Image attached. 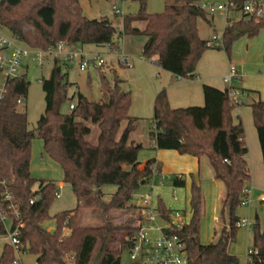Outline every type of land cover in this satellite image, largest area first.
I'll list each match as a JSON object with an SVG mask.
<instances>
[{
  "label": "trees",
  "instance_id": "trees-1",
  "mask_svg": "<svg viewBox=\"0 0 264 264\" xmlns=\"http://www.w3.org/2000/svg\"><path fill=\"white\" fill-rule=\"evenodd\" d=\"M92 1V0H90ZM138 2L136 15L123 16V31L141 34L146 41L142 56L156 60L158 67L182 79H194L203 54L211 48L209 40L200 35L199 22L210 24L212 19L204 12L199 0H176L160 14H149V0H124ZM144 23L142 31L134 28ZM0 29L7 30L18 42L33 49L46 50L63 42L66 45L97 47L109 46L118 53L115 41L118 28L115 21L105 17L89 19L83 13L80 0H0ZM264 29L260 22L229 23L223 34V46L229 55L233 43L243 36L254 38ZM49 79H42L45 94V111L35 130L28 126L27 108L30 82L26 75L12 79L0 103V180L8 183L15 202L21 208L24 228L20 237L22 251L35 257L36 264H121V255L130 250L142 219L134 196L148 185L153 176V166L161 171L155 160L140 163L144 146L132 139L137 130L138 118L130 115L132 93L120 88L123 81L115 77L111 86L103 74L102 87L108 95L106 103L90 101L81 93L69 97V65L54 60ZM66 69V70H65ZM203 108L173 109L166 90H162L154 103V115L149 136L153 150L175 151L179 155L200 159L207 155L216 180L225 185L224 213L221 219L227 228L220 232L217 241L209 245L200 242L202 221L201 186L191 177L189 189L188 223L176 233L184 240L190 264H240L239 258L228 252L236 238L240 218L236 211L246 198L245 190L251 182L248 164L249 149L243 122L235 123L233 112L237 105L229 98V91L204 87ZM22 100L19 104L18 101ZM69 103L75 105L70 113L62 112ZM253 122L264 163V101L251 104ZM123 125L125 127L123 128ZM92 126L99 133L92 143ZM43 144L44 154L62 170L63 183L69 185L76 196L74 210L50 216L59 184L52 180H37L31 175L34 140ZM123 163L130 168L122 169ZM146 165L144 170L139 169ZM181 176V178H179ZM175 188H184L187 181L182 175L173 176ZM116 186L109 200L104 199L103 188ZM37 187V189H35ZM35 200L33 204L31 201ZM159 212L166 218L173 210L159 198ZM96 213L101 226H83L82 215ZM127 212V220L116 225L113 212ZM53 220V228L46 224ZM121 235L118 248L113 244ZM6 236L0 222V238ZM98 254L94 259V253ZM253 254L246 264H264V230L258 216L252 227ZM15 252L6 243L0 252V264H13ZM130 264H140L132 261Z\"/></svg>",
  "mask_w": 264,
  "mask_h": 264
},
{
  "label": "rangeland",
  "instance_id": "rangeland-1",
  "mask_svg": "<svg viewBox=\"0 0 264 264\" xmlns=\"http://www.w3.org/2000/svg\"><path fill=\"white\" fill-rule=\"evenodd\" d=\"M199 2L201 4L210 2L224 3L225 0H199ZM165 3V0H149L147 5L148 13H162L165 9ZM80 4L84 15L89 19H101L107 17L115 21V24L118 28L115 41L120 49L118 53H113L111 52L109 46H82L86 55L92 57L94 55L100 54L108 64L100 69L91 67L87 72H81L77 65H70L69 69L67 70L68 80L71 83V86L68 89V95L71 97L77 92H80L90 101L106 103L108 100V95L102 87L100 73L104 72L108 80L113 83L115 73L112 71V68L115 66L118 73L117 75L123 81L121 90L123 92L132 93V106L130 109V115L132 117H139L137 122V130L133 134L132 139L142 143L144 146L143 151L140 153V159L143 160L146 157L153 156V151L155 150L151 148L153 142L149 136V128L154 115L155 99L161 90L158 68H156L155 64L151 62L152 60H146L142 56L143 46L145 44V37L143 35L138 33H126L119 37L120 31H123L124 29L123 16H118L114 12V8H116L121 10L124 16L136 15L140 9V5L138 2L124 0H80ZM169 4H177V1L172 0L169 2ZM237 18H239V16H232L233 20H237ZM214 19L215 27H212L210 31H206L205 22H199L200 35L203 39H207L211 32L217 33L216 35L218 36L223 34L226 27L225 18L217 16ZM144 26V23L139 22L134 25V28L142 31ZM3 35L9 36L8 31L3 30ZM122 53L133 59L134 66L132 68H125L118 65L117 56ZM202 60V64H204L205 69L209 72L207 75H209V77L213 80L217 81H220L222 78V83L223 79L229 74L230 68L234 67L236 69L239 78L234 81V87L235 90L240 94L238 97L240 104L237 105L236 109L234 110V114L235 116H239L243 122L246 133V143L248 146L250 138L246 130L247 118H249L254 131H256L253 122L251 104L254 101H264V29L260 30L259 34L254 38L243 36L236 40L232 45L229 55L223 49L219 50L217 48H211L203 54L199 63ZM28 65V70L25 67L20 68V74H25L30 82L28 98L23 102V104L27 108L29 129L35 130L39 118L45 111V94L42 89L41 80L50 78L51 71L53 69V62L48 59L45 61L43 68H39L37 65L31 62H29ZM149 67H152L154 71L152 72ZM225 67L227 70L226 73L224 72ZM206 86L207 85L204 87ZM223 86L228 87L224 83ZM204 105L202 107H195L203 108ZM70 111L69 103L62 107L63 113L68 114ZM124 127L125 125H123V128ZM92 128L93 134L90 138V141L92 143H96L99 131L95 126H92ZM247 137L249 139H247ZM42 155L44 154L41 141L36 139L33 141L32 147L31 175L33 178L37 180L50 178L57 184L63 182V173L59 165L45 156L42 157ZM183 157L184 158L182 159H186L185 161L188 162L171 160L170 167L172 169H180L181 172L187 174L188 170L191 168L190 164H193L195 159L190 156ZM199 161V177L201 181L200 186L203 201L199 239L201 244L209 245L211 243H215L219 235L215 234V230L213 228L215 217L217 216L218 219H221V215L224 213L222 203L226 191L225 185L214 178L213 170L210 166L207 155L201 157ZM121 168L124 169L123 165H121ZM168 176L173 178V176L167 174V177ZM186 176L187 186L184 188H175L172 178L165 180L162 186L157 184L154 188L149 185L141 187V189L134 196L133 203L136 205H141L142 199L140 197L147 193H152L156 205L158 199L161 198L169 209L184 212L189 219L190 212L188 202L190 176L188 174ZM35 189H37V187ZM116 191V186H105L103 188V193L105 195L104 199L109 200ZM174 194H176L177 201H174ZM250 201L252 204V196L250 197ZM76 206L77 200L75 194L69 185L64 184V188L61 191V197L55 199L49 213L50 216L54 218L59 213L74 210ZM249 207V205H242L237 209L236 214L240 220L247 218L254 220V212L250 210ZM128 215L129 214L124 211L113 212L114 224H123L127 220ZM46 225L53 228V220ZM82 225L97 227L101 226L102 222L96 213L86 211L82 215ZM217 231L220 232L221 230ZM121 238V235L117 236V240L113 244L114 248L119 247ZM6 243H8L7 238L1 237L0 252ZM251 249L252 228L247 229L245 227H240L237 231L235 240L229 244L228 252L239 258L240 264H246L248 261V250ZM97 254L98 249L94 253V259ZM25 258H27L28 261L25 259L24 264H36L35 257L27 255ZM130 263V253L128 250H125L121 255V264Z\"/></svg>",
  "mask_w": 264,
  "mask_h": 264
},
{
  "label": "built area",
  "instance_id": "built-area-1",
  "mask_svg": "<svg viewBox=\"0 0 264 264\" xmlns=\"http://www.w3.org/2000/svg\"><path fill=\"white\" fill-rule=\"evenodd\" d=\"M199 5L210 18L214 19L217 16L225 18L226 27L229 23L240 21L258 23L264 19V0H225L224 3L210 2L199 3ZM114 12L118 16H124L119 9L114 8ZM233 15L239 16V18L233 20ZM223 34L221 36L213 35L208 44L209 47L217 48L223 46ZM117 58L118 65L122 67L132 68L134 66L133 59L123 53L119 54ZM48 59L51 61L59 60L69 66L77 65L81 72H87L91 67L100 69L107 64L102 55L98 54L89 57L84 53L81 46H69L63 42L46 50L29 48L12 36L3 35V30L0 29V103L7 93L9 82L22 76L20 68L24 63L31 62L39 68H43L45 61ZM238 78L239 76L234 67L230 68L229 74L224 78V83L229 87V98L236 105L240 104V100H238L240 94L232 85ZM18 103L21 104L22 100H19ZM74 107V104L71 105L70 110H73ZM145 167L146 165L143 164L139 169L144 170ZM152 169L153 176L148 184L152 188L157 184L162 186L165 180L172 178L159 171L157 164ZM63 188L64 186L59 184L56 194L57 198L61 197ZM250 192V187L246 188V198L243 205H250ZM140 198L142 199V204L138 206L142 219L135 224L138 231L132 240V247L129 250L130 259L139 261L140 264H190L185 242L176 233L188 223L186 213L173 210L169 217L166 218L159 212L152 193H147ZM34 201L32 200L31 204ZM174 201H177L176 194H174ZM0 222L4 225L6 230L5 237L15 252L13 264H22V255L24 253L20 237L24 224L21 208L16 204L15 197L8 183L4 180H0ZM253 225L254 222L250 219H243L238 223V227L247 229H251ZM253 253V250H248L247 257Z\"/></svg>",
  "mask_w": 264,
  "mask_h": 264
},
{
  "label": "crops",
  "instance_id": "crops-1",
  "mask_svg": "<svg viewBox=\"0 0 264 264\" xmlns=\"http://www.w3.org/2000/svg\"><path fill=\"white\" fill-rule=\"evenodd\" d=\"M214 22H215V19H212V22L210 24L205 23L206 31H210L212 29V27H215ZM216 34L217 33H215V32H211L210 36L206 40L211 39V37L213 35H216ZM8 35L11 37V34L9 32H8ZM145 41H146V39H145ZM151 62L153 64H155L156 68H158L159 82H160V87H161L160 88L161 90L159 91V93L162 90H166L167 95H168V99L170 102V106L173 109L190 108V107H195V106L202 107L204 105L203 88L205 85L215 87V88L222 90V91H226L229 88V87L223 86L224 79H223V83H222V78L220 81H217V80H213L212 78L209 77V75H207L209 72L205 69L204 64H202L203 60L198 64L197 71L195 72L196 77L194 79L179 78L177 76L172 75L171 73L165 72L164 70L160 69L156 63V60H152ZM28 63L29 62L24 63L22 67H25L28 70V68H29ZM200 64H202V65H200ZM149 68H150V70H152V72L154 71V69H152V67H149ZM112 71H114V73H115L114 78H113V83H111L108 80V78L106 77L104 72L100 73V75L103 74L105 76L107 82L111 86H113L115 83V77H117L121 80V78L117 75L118 73H117V69L115 66L112 68ZM224 72L225 73L227 72L226 67H225ZM21 75H25V74H21ZM232 86L234 87V82H233ZM120 88H121V86H120ZM77 93H80V92H77ZM259 101H262V100H259ZM135 118L139 119V117H135ZM233 119H234V122L237 123L238 119H241V118L239 116H235V114L233 112ZM246 128H247L246 130H247V133H248L249 138H250L249 139L247 137V139H249V144H248L249 155H248L247 160H248V164H249V168H250V174H251V182L249 184L250 185L249 187L251 189L250 197L252 196V204L250 201L249 209L254 212V220H252L251 218H247V219H250L251 221L254 222L255 217L258 216L261 228H262V230H264V163H263L262 152H261V148H260V144H259V140H258V134H257V131H254V129L251 125V121H249V118L246 119ZM41 146H42V150H43L42 142H41ZM153 146H154V143L151 145V148ZM153 152H154L153 156L146 157L143 160L139 159V162L140 163H147L148 160H155L158 164H160L161 171L165 175H167V174L171 175V176L182 175L184 177V179L187 181L186 175L188 174L190 176V183H191V177H193L201 185V181H200V177H199V173H200V161H199V159L192 157L195 159V162L193 164H190L191 168H190V170H188V173L185 174V173L181 172L180 169H172L170 167L171 166L170 162H171V160H177V161L180 160V161L188 162V161H185L186 159H182V158H184L183 156H186V155L181 156L175 151H158V150H155ZM43 154H44V152H43ZM43 156L48 158L45 154L42 155V157ZM177 156H181V157H177ZM178 158H180V159H178ZM122 165H123L124 169L130 168L129 163H123ZM210 166H211V164H210ZM211 168H212V166H211ZM212 170H213V168H212ZM213 175H214V170H213ZM62 178H63V176H62ZM214 178H215V176H214ZM45 180H51V179L48 178ZM59 184H62L64 186L63 182H60ZM202 203H203V201H202ZM225 228H227V225L223 222V220L218 219L216 216L213 229L217 231V230H223ZM25 256H27V255L23 254L22 264H24L25 259H26V261H28L27 258H25Z\"/></svg>",
  "mask_w": 264,
  "mask_h": 264
}]
</instances>
